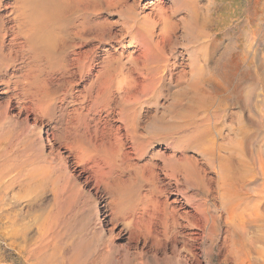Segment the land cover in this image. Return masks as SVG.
<instances>
[{"label": "rangeland", "instance_id": "rangeland-1", "mask_svg": "<svg viewBox=\"0 0 264 264\" xmlns=\"http://www.w3.org/2000/svg\"><path fill=\"white\" fill-rule=\"evenodd\" d=\"M162 1L165 5L167 4L168 10L179 8L178 4L180 5L179 0ZM9 2L12 4V0H0V18L4 20L6 18L7 25L10 24L12 17L11 8L8 6L11 5ZM74 3L69 7L70 10L67 14H63L60 20H55L50 24L54 28L59 26L68 28L67 24H70V28L73 24H79V20L83 22L88 27L87 33L90 35V39L86 41L83 48L92 49L99 44L100 47L108 49V54L104 55L108 58L105 59L106 57L103 56V60L107 61L104 68L103 64H98L97 57H95L99 52L95 54L94 51L90 54V59L88 58L91 65L88 63L87 72L79 73L74 69L72 76L66 75V78L64 76L60 78L59 76L48 77L46 73L58 68L60 60H62L61 62L69 60L70 50H78L77 48H68L64 52V54L67 52L68 57L62 58L64 54H59L61 47L57 44L56 47H53L55 51L53 48L51 50L53 55L45 56L39 52L38 58L35 59L28 58L26 55V58L9 61L8 67L2 66L4 58L2 59L0 56L2 60H0V87L5 79L11 82L13 79H18L19 76L20 80L23 79L22 77H24L23 80H26L25 75L29 74L27 79L33 80L32 77L36 75L38 80L37 78H35L36 81L33 80L36 87L42 85L44 88L42 87L43 90L40 88V93L43 96L46 93L47 96L52 97L53 103V108L44 109L46 107H41L40 109L31 103L28 95L25 99L21 94L14 96L13 91L10 96L8 95L11 99H8L0 94V145H2L0 146V184L2 183L0 185V264H78L79 262H81L79 264H264V0H197L200 7L199 12H201L197 21L201 25L197 22L195 26L189 18L184 23L181 21L183 24L180 22L185 14V10L181 9L178 12L179 15L170 18V21L177 22L176 29L174 27L171 31L174 33H170L171 36L168 35L170 38L168 36L164 38L158 36V39L155 37L164 50V54H162L167 59L166 61L169 60V68H172L171 77L166 74L165 77L158 78V82L155 81L154 85H151L152 89L149 87L151 90H146V94L141 96L139 95V88L143 91V86L140 85L142 78L138 76L137 70H132L135 65L133 59L138 51H135V46L129 43V37H124V34L121 37L122 31L119 22L113 23V20L119 21L118 13L115 10L106 9L104 3H101L104 8L98 7L95 9L96 12L88 8L92 6V3H90L91 5L87 4L88 7L80 6L81 2L76 6ZM128 3H131V0H128ZM98 6L100 5L98 4ZM153 6L147 5V8L139 11L138 17H141L142 14L148 15L150 11L152 12ZM83 11L86 12L83 13ZM36 19L38 20L37 15ZM158 27H156V33ZM100 30L101 32H99ZM115 32L119 35L113 38ZM92 35H97V39H93ZM105 36L110 38L106 39ZM119 40L123 41L119 42ZM75 42L78 40L75 39ZM198 51L204 53H198ZM195 55L197 61L201 58L204 67L202 74L194 75L195 73L189 72V63L195 58ZM190 56L193 58L190 59ZM32 63H36V65L33 66ZM124 63L125 65H123ZM138 63L141 62L138 61ZM24 64H28V66ZM35 66L38 67L34 72ZM123 66L127 68H123ZM6 67L8 68L7 71L4 70V68L7 69ZM128 67H131V70ZM99 68H103L104 72ZM123 71L131 74V78L134 77L133 79L136 80L135 85L137 86H132L136 91L132 88L130 91L128 85L123 82L122 77L125 73ZM20 72L21 74L24 73L23 76L19 74ZM191 77H195V80ZM196 77H200L199 80ZM44 80L46 84L45 82L39 84L43 83ZM47 83L52 85L48 86ZM100 84H102L101 88L108 86L103 90L97 87ZM88 89L91 90L88 91ZM124 92L125 94H123ZM133 92L135 95L138 93L140 96L138 97H142L141 100H138L139 98L135 100L134 94H131ZM126 95H131L133 98L129 97L130 99H128L125 97ZM99 98L103 100V103ZM110 99L114 101H112L113 103L110 102L114 113H109V115L106 114L108 112L106 105L107 100ZM125 99L127 102H124ZM24 100L25 103L18 106L17 101L24 102ZM144 100L145 103H143ZM132 102L134 103L132 104ZM123 107L124 109H122ZM127 108L131 109L132 115L137 114V119H135L137 126H135L137 135L140 133L138 140L129 134L127 135L124 130H118V128L123 127L120 118H118L120 110L127 111L129 110ZM33 110L34 114L36 113L35 116L32 113ZM190 110L194 111L191 113ZM26 113H29L28 116ZM83 120L85 122H82ZM104 120L107 121L106 124L105 122L102 123ZM79 121L82 122V126L80 124L81 129L89 127L88 130L97 128L108 131L107 137L104 139V142L107 143H104L107 151L117 148L120 149V153L123 151L128 153V157L133 160L129 159L130 163L128 160L127 162L131 165L133 163V166L137 168H131V171L128 172L125 170L122 179H126V176L131 172L130 175L135 176L132 182L135 185H131V189L133 190L136 185L137 187L140 185V194H146L149 198V201L147 199L145 204L141 203L138 207L147 206L148 209L154 210L158 216L165 211L170 224H172V220L175 221V231H181V238L177 234L179 239L176 241L174 239L167 241L161 239L159 244L153 245L152 240L145 243L142 237H138V232L137 236L132 235V240H127L124 236L128 234V231L119 236L120 229H123L124 224L122 220L117 222L114 232L110 234L109 229H107L108 226L102 224L105 212L109 213V208L104 207V204L109 200L110 190L102 189L103 191L100 190V192L96 190L92 179H85L88 177V170L83 168V163L79 161L80 156H77L78 153L71 147L72 143L62 134L65 133L61 130L62 127L66 126L68 130H72V124ZM64 122L66 123L64 124ZM96 122H100V124L95 125ZM197 123L198 125H195ZM111 124L114 128L111 127ZM107 126L110 128H106ZM115 138L117 140L121 138L119 139L121 142ZM125 138L127 142H125ZM133 139L135 142L137 141L136 143L145 146L142 156H133ZM164 139L166 140L164 141ZM84 140L81 139L80 145L87 148V140ZM172 143L179 145L176 146L177 149L172 147ZM180 145L184 148L181 149ZM87 149L89 150V147ZM185 156L186 159H184ZM167 157L172 158L168 160ZM176 160H181L180 162H183L186 168L190 165L188 171L196 167L195 174L196 176L198 174V178H195L196 184L182 178L180 172L179 174L176 173L177 183L165 175L166 172L162 169L164 162L165 164L170 163V168H173ZM189 160L191 162L194 160V162L190 164ZM149 163L153 165L152 169H155V173L158 174V178L155 180V183L158 180L157 185H155L158 187L156 190H153V185L149 179L151 168L147 166L142 168V165ZM3 171L7 174L4 175ZM141 174L146 175L144 176L145 182L142 177H139ZM228 174L230 178L232 177L231 186L226 183ZM126 185L127 183L121 186L124 188ZM121 186L118 189L114 186L113 188L117 191L123 189ZM127 187L129 186L127 185ZM229 187L236 188V198L231 201L233 203L236 201L233 205L235 208L231 210L234 219L230 220L225 211L227 206L225 193ZM128 191L131 190L128 188ZM183 193L192 198L189 196L190 200L185 201L183 197H187L183 196ZM115 194L117 195L116 192ZM174 198L177 201L171 202ZM240 212L245 214L243 226H239L240 222L237 218ZM160 226L158 221L154 223V228L158 231L161 230ZM41 235L42 237H40ZM44 243L45 245L42 246ZM58 246H61L62 249ZM47 249H51V252ZM58 253H61L60 256H57ZM48 258L49 260H47ZM58 259L62 263H59Z\"/></svg>", "mask_w": 264, "mask_h": 264}, {"label": "bare ground", "instance_id": "bare-ground-1", "mask_svg": "<svg viewBox=\"0 0 264 264\" xmlns=\"http://www.w3.org/2000/svg\"><path fill=\"white\" fill-rule=\"evenodd\" d=\"M180 2V5L178 4L179 8H170L168 10L169 7H166L165 3L162 1V0H148V1H145V0H131V3H128V0H12V4L11 5H8L10 8H11V13H12V17H11V21H10V24L7 25L6 24V18L5 20L3 18H0V56L2 57V59L4 58V62H6L5 65L4 62L2 63V66H7L8 67V62L9 61H15L17 59H23L26 55L28 58H31V59H35V58H38L37 55L39 52H41L43 55L45 56H49L50 54H52V48L53 47H56L57 45H59V47H61V50L59 53L60 55L64 54V52L68 49V48H77L78 50H70V58L69 60H63V62H61L62 60H60V63H59V66L58 68H56L54 71H51V72H48L46 73L48 75V77H53V76H59L60 77H65L66 75L67 76H72V71L74 69H76L77 72L79 73H85L88 71V68L87 66H89V64L91 65V63H89L88 61V58L90 57V54L94 51H95V54L96 52H99V54L95 55V57H97V60H98V64H103V68L106 66V62L105 60H103V56L104 55H107L108 54V49L107 48H102L99 46L96 45V49L93 47L92 49H84L83 46L86 44V41L88 39H90V35L89 33H87V31L89 30L87 26H85L83 24V22H81L79 20V24H73L70 28H69V25L70 24H67L68 25V28H63L61 26H59L58 28H54L52 27V23L51 22H54L55 20H60V17H62V15L64 14H67L69 7H71V5H73V3L75 4V6L77 4H79L81 2V5L80 6H85V7H88L87 4L91 5L90 3H92V6L88 7V8H91L92 10H95L97 9L98 7H102V8H106L108 10H115L117 13H118V16H119V21L117 20H113V23L114 24H117L119 22V25L121 26V37H123V34L125 35L124 37H129V43L133 46H135V51H138V53L136 54V57H134L133 59V62H135V65L134 67H132V70H137V73L138 76H141L142 78V83H140L141 86H143V91H141V88H139L140 90V93L139 95H144L146 94V90H151L152 86L151 85H154L155 81L156 83L158 82L157 79L158 78H163L165 77L166 74H168L169 76L172 74V68H169L170 64L168 63V61H166L167 59L164 57V53L162 50L163 48H161V46L159 45V41L157 40L158 36H160L161 38H164L166 36H171L170 33H174V32H171L172 29L177 25V22L175 21H170V18L174 17V16H177L179 15V11L182 10H185V14L183 16V18H181L180 22L182 21L183 23L186 22L189 19H191L192 23L194 24V26L196 25V23L198 22L197 21V17L198 15L201 13L199 12L200 10V7L197 3V0H179ZM172 2V0L170 1ZM101 3H104V7L101 6ZM178 3V2H177ZM98 4L100 6H98ZM174 4V3H173ZM173 4H172V7H173ZM147 5L151 6V5H154L153 8H152V12L150 11L149 14L147 15H143L141 17H138L140 12L139 11H142L144 10V8H147ZM175 5V4H174ZM177 7V5H176ZM182 7V8H180ZM7 8V7H6ZM73 9H76L73 7ZM90 10V9H88ZM87 11V10H86ZM86 11H83L86 12ZM91 11V10H90ZM73 12V10H72ZM96 12V10H95ZM10 13V14H11ZM91 13V12H90ZM205 13V11H204ZM71 14V12H70ZM81 14V13H80ZM206 14V13H205ZM3 15V14H2ZM36 15L38 16V20L36 19ZM74 15V14H73ZM79 15V14H78ZM82 15V14H81ZM88 15V13H87ZM69 16V15H68ZM89 16V15H88ZM4 17V16H2ZM7 17V16H6ZM65 17V16H64ZM63 17V18H64ZM87 17V16H86ZM181 17V16H180ZM179 17V18H180ZM74 18V17H73ZM76 18V17H75ZM85 18V17H84ZM67 19H70V18H67ZM79 19V18H78ZM103 19V18H102ZM63 20H66V19H63ZM62 20V21H63ZM77 20V19H76ZM82 20V19H81ZM67 21V20H66ZM85 21L86 18H85ZM179 21V20H178ZM75 22V21H74ZM106 22V21H105ZM112 22V20H111ZM181 22V23H182ZM51 23V24H50ZM67 23V22H66ZM73 23V22H72ZM85 23V22H84ZM89 23V22H88ZM92 23V22H90ZM182 23V24H183ZM199 23V22H198ZM50 24V25H49ZM93 24V23H92ZM192 24V25H193ZM55 25V24H54ZM53 25V26H54ZM96 25V24H95ZM111 25V24H110ZM199 25H201L199 23ZM159 26L158 28V32L156 33V27ZM198 26V25H197ZM97 27V26H95ZM119 27V26H118ZM177 27V26H176ZM175 27V29H176ZM196 28V27H195ZM198 28V27H197ZM179 29V27H178ZM109 30V29H108ZM111 30V28H110ZM120 30V29H119ZM101 32V30L99 31ZM104 33V32H103ZM106 34V32H105ZM108 35V34H107ZM119 35L115 32V34H113V38H116V36ZM102 36V35H101ZM112 36V35H111ZM168 36V37H169ZM93 39L98 37L97 35H92ZM109 37V36H108ZM107 37V38H108ZM155 37L157 39H155ZM106 38V36H105ZM106 38V39H107ZM110 38V37H109ZM170 38V37H169ZM75 39L78 40V42H75ZM97 39V38H96ZM101 39V38H100ZM122 39V38H121ZM160 39V38H159ZM99 40V39H98ZM123 40H119V42H121ZM102 42V41H101ZM105 42V41H104ZM112 42V41H111ZM164 42V40H163ZM168 43V42H167ZM57 44V45H56ZM163 44V43H162ZM161 44V45H162ZM56 45V46H55ZM164 45V44H163ZM208 46H209V43H208ZM112 48L114 46H111ZM200 48V47H199ZM54 49V48H53ZM197 50H198V47H197ZM55 51V49L53 50ZM195 51V50H194ZM201 51V50H200ZM198 51V53L200 52ZM59 52V51H58ZM181 52V51H180ZM196 52V51H195ZM194 52V53H195ZM40 53V54H41ZM67 53V52H66ZM66 53L64 54V57H66ZM122 53V52H121ZM163 53V54H162ZM200 53H204V52H200ZM196 54V53H195ZM210 54V53H209ZM53 55V54H52ZM120 55V54H119ZM132 55V54H131ZM130 55V57H131ZM135 55V54H134ZM166 55V53H165ZM197 55V54H196ZM196 55L194 56L195 58H193L192 56H190L193 60L189 63V67H190V70L189 72L191 73H195L194 75H198V74H202V72L204 71V67H203V64L201 63V58L198 59L197 61V57ZM204 55V54H203ZM206 55V54H205ZM110 56V55H109ZM0 57V58H1ZM55 57V56H54ZM57 57V56H56ZM68 57V56H67ZM106 57V56H104ZM120 57L122 58V56L120 55ZM129 57V56H128ZM129 57V58H130ZM133 57V56H132ZM26 58V57H25ZM44 59V57H42ZM51 58V57H50ZM61 58V57H59ZM108 57H106L105 59H107ZM128 58V59H129ZM68 59V58H67ZM90 59V58H89ZM123 59V58H122ZM205 59V58H204ZM1 60V59H0ZM26 60V59H25ZM39 60V59H38ZM110 60V59H109ZM127 60V58H126ZM131 60V58H130ZM175 60V59H174ZM2 61V60H1ZM0 61V62H1ZM23 61V60H22ZM33 61V60H32ZM43 61V60H42ZM52 61V60H51ZM128 61V60H127ZM132 61V60H131ZM141 62V63H138ZM203 61V60H202ZM21 62V61H20ZM26 62V61H25ZM24 62V63H25ZM37 62V61H36ZM41 62V61H40ZM44 62V61H43ZM57 62V61H56ZM100 62V63H99ZM111 62V61H110ZM119 62V61H118ZM129 62V61H128ZM173 62V61H172ZM205 62V61H204ZM27 63V62H26ZM89 63V64H88ZM130 63V62H129ZM208 63V62H207ZM29 64V62H28ZM28 64H24V65H27ZM33 66L36 65V63H32ZM45 64V63H44ZM50 64V62H49ZM110 64V63H109ZM109 64H107V66H110ZM116 64H117V61H116ZM119 64V63H118ZM174 64V62H173ZM202 64V65H201ZM11 65V64H10ZM9 65V66H10ZM22 65V64H21ZM40 65V63H39ZM47 65V64H46ZM93 65V64H92ZM112 65V63H111ZM125 65V63L123 64ZM32 66V65H31ZM32 66V67H33ZM43 66V65H42ZM55 66V65H54ZM119 67V65H116ZM132 66V65H131ZM6 67V68H7ZM14 67V66H13ZM25 67V66H24ZM30 67V66H29ZM28 67V68H29ZM38 67V66H35V68ZM40 67V66H39ZM47 67V66H46ZM101 67V66H100ZM117 67V68H118ZM126 67V66H125ZM123 66V68H125ZM185 67V66H184ZM1 68V67H0ZM17 68V67H16ZM31 68V67H30ZM44 68V66H43ZM50 68V67H49ZM48 68V69H49ZM103 68H99V69H102ZM116 68V67H115ZM116 68V69H117ZM121 68V67H120ZM119 68V69H120ZM122 68V69H123ZM127 68V67H126ZM131 68V67H130ZM128 67V69H130ZM176 68V67H175ZM183 68V67H182ZM19 69V68H17ZM27 69V68H26ZM46 69V68H45ZM106 69H109V67ZM111 69V68H110ZM115 69V70H116ZM5 71L8 70L4 68ZM37 70L34 69L33 71L35 72ZM89 70H90V67H89ZM131 70V69H130ZM97 71V70H96ZM109 71V70H108ZM111 71V70H110ZM122 71V70H121ZM128 71V70H127ZM4 72V71H3ZM9 72V71H8ZM16 72V71H15ZM27 72V71H26ZM25 72V73H26ZM31 72V71H30ZM44 72V71H43ZM99 72V71H98ZM104 72V70H103ZM107 72V71H106ZM126 73V71H123V73ZM130 72V71H128ZM175 72V71H174ZM184 72V71H183ZM13 73V72H12ZM111 74V72H109ZM117 73V72H116ZM124 73V74H125ZM132 73V72H131ZM6 74V73H5ZM21 74V72L19 73ZM24 74V73H22ZM21 74V75H22ZM31 74V73H30ZM33 74H36V73H33ZM40 74V73H39ZM43 74V73H42ZM97 74V73H96ZM95 74V75H96ZM120 74V73H119ZM122 77L123 78V82L126 83L125 85H128V88L129 90L132 88V86L134 87V85L136 84L135 83V79L131 78L132 76H130L129 74H125ZM186 74V73H185ZM10 75V74H9ZM16 75V74H15ZM29 74L25 75L26 76V80H23L24 77H22L23 79L20 80L19 76H18V79H11L13 77H11L10 79L12 80L11 82L7 79H5L0 87V94H2L1 96H5L6 98L8 99H11L9 98L10 94L13 93L14 91V96L16 94H21L23 96V98H27L28 96L30 97V101L31 103H33V105L35 104L36 106H38L40 109L41 107H46L44 109H48V108H53L52 107V97H49L47 96L46 99H45V95L43 96V94L40 93V88L42 89V85H38L36 87V83L33 81L35 80L36 75H34L32 77L33 80L31 79H27V76ZM32 75V74H31ZM38 75V74H37ZM76 75V74H74ZM80 75V74H79ZM88 75V74H87ZM116 75V74H115ZM167 75V76H168ZM184 75V73H183ZM191 75V74H190ZM23 76V75H22ZM30 76V75H29ZM46 76V75H45ZM98 76V75H97ZM100 76V75H99ZM98 76V77H99ZM117 76V75H116ZM168 76V77H169ZM39 77V76H38ZM42 77V76H41ZM103 77V76H102ZM115 77V76H114ZM171 77V76H170ZM181 77V75H180ZM206 77V76H205ZM3 78V76H2ZM66 78V77H65ZM74 78V77H73ZM112 78V77H111ZM195 80V77H191ZM200 77H196L197 80H199ZM57 79V77H56ZM70 79V78H69ZM109 79V78H108ZM118 80V77L116 78ZM38 80V78H37ZM50 80V79H49ZM80 80V79H79ZM122 81V79H120ZM119 80V81H120ZM191 80V79H190ZM36 81V80H35ZM48 81V80H47ZM62 81V80H61ZM92 81V80H91ZM94 81H96L94 79ZM165 81V80H164ZM1 82V81H0ZM39 83V81H37ZM41 82V81H40ZM45 80L43 81V83H39V84H44ZM49 82V81H48ZM69 82V81H68ZM97 82V81H96ZM100 82V81H99ZM98 82V84H99ZM117 84H118V81H116ZM139 82V81H138ZM148 82V83H146ZM95 83V82H94ZM101 83V82H100ZM193 83V82H192ZM198 83V82H197ZM46 84V82H45ZM48 84V83H47ZM56 84H57V81H56ZM96 84V83H95ZM123 84V83H122ZM121 84V85H122ZM149 84V85H148ZM164 84V83H163ZM50 84H48L49 86ZM52 85V84H51ZM50 85V86H51ZM54 85V84H53ZM94 85V84H93ZM102 84L100 85H97V87H100ZM120 85V84H119ZM124 85V86H125ZM139 85V86H140ZM34 86V89H32ZM91 85L89 84V87ZM108 86V85H106ZM105 86V87H106ZM116 86V85H115ZM137 85H135L136 87ZM157 86V85H156ZM47 87V86H46ZM45 87V88H46ZM88 87V88H89ZM104 87V88H105ZM113 87V86H112ZM118 87V86H117ZM151 89H150V88ZM160 87V85H159ZM198 87V86H196ZM44 88V87H43ZM48 88V87H47ZM52 88V87H51ZM57 88V87H56ZM92 88V87H91ZM101 88V87H100ZM99 88V89H100ZM104 88H101L104 90ZM127 88V87H126ZM192 88V87H191ZM49 89V88H48ZM58 89V88H57ZM94 89V88H93ZM98 89V88H97ZM109 89V88H107ZM114 89H117L116 87H114ZM113 89V90H114ZM136 89V88H135ZM203 89V88H202ZM43 90V89H42ZM51 90V89H50ZM61 90V89H60ZM71 90V89H70ZM85 90V89H84ZM91 90V89H88V91ZM96 90V88H95ZM127 90V89H126ZM132 90H134V88H132ZM197 90V89H196ZM195 90V91H196ZM17 91V92H16ZM47 91V90H46ZM55 91V89H54ZM100 91V90H99ZM120 91V90H119ZM118 91V92H119ZM125 91V90H123ZM131 91V90H130ZM136 91V90H134ZM138 91V90H137ZM42 92V91H41ZM45 92V91H44ZM49 92V91H48ZM56 92V91H55ZM87 92V91H86ZM97 92V91H96ZM95 92V93H96ZM104 92V91H103ZM155 92V91H154ZM43 93V92H42ZM59 93V92H58ZM63 93V92H62ZM94 93V94H95ZM102 93V92H101ZM128 93V92H127ZM126 93V94H127ZM135 92L131 93V94H134ZM148 93V92H147ZM50 94V93H49ZM54 94V93H52ZM60 94V93H59ZM81 94V93H80ZM78 94V95H80ZM87 94V93H86ZM93 94V95H94ZM105 94V93H104ZM125 94V92L123 93ZM151 94V93H150ZM207 94V93H206ZM9 95V96H8ZM28 95V96H27ZM76 95V94H75ZM97 95V94H96ZM101 95V94H100ZM115 95V94H114ZM117 95V93H116ZM138 95H135L133 97H135V100L138 99L140 96ZM13 96V95H12ZM20 96V95H19ZM51 96V95H50ZM57 96V95H56ZM59 96V95H58ZM139 96V97H138ZM146 96V95H145ZM144 96V97H145ZM149 96V95H147ZM152 96V95H151ZM18 97V96H17ZM54 97V96H53ZM92 96H90L91 98ZM98 97V95H97ZM105 97V95H104ZM117 97V96H116ZM119 97V95H118ZM123 97V96H122ZM120 97V98H122ZM125 97H128V99H130L129 97H132L131 95H126ZM132 97V98H133ZM2 98V97H1ZM19 98V97H18ZM63 98V97H62ZM96 98V97H95ZM94 98V99H95ZM102 98V97H101ZM100 101L102 102L103 100ZM131 98V100H132ZM142 98V97H141ZM141 98H139L138 100H141ZM15 99V97H14ZM17 99V98H16ZM92 99V98H91ZM115 99V98H114ZM22 100V99H21ZM90 100V99H89ZM118 100H120L118 98ZM127 99L124 100V102L126 101ZM134 100V101H135ZM145 100H147L145 98ZM144 100L143 103H145L146 101ZM196 100V99H195ZM4 101V100H2ZM29 101V102H30ZM58 101V100H57ZM93 101V100H92ZM96 101H98L96 99ZM113 100L110 99V100H107V109L108 112H106V114L108 113H114V109H113V106L111 107V103ZM148 101V100H147ZM201 101V100H199ZM10 102V100H9ZM91 102V101H90ZM114 102V101H113ZM112 102V103H113ZM127 102V101H126ZM140 102V101H139ZM18 103V106H22L23 103H25V100L24 102L22 101H17ZM103 103V102H102ZM101 103V105H102ZM105 103H106V100H105ZM134 102H132L133 104ZM136 103V102H135ZM3 104V103H2ZM29 104V103H28ZM27 104V105H28ZM117 104H120L117 102ZM131 104V105H132ZM207 104V103H206ZM15 105V104H14ZM31 105V104H29ZM32 105V106H33ZM100 105V104H99ZM104 105V104H103ZM17 106V105H15ZM31 106V107H32ZM96 107V104L94 105ZM93 106V108H94ZM98 106V105H97ZM105 106V107H106ZM120 106V105H119ZM127 106V104H126ZM129 106V105H128ZM55 107V106H54ZM64 107V106H63ZM118 107V106H117ZM122 107V106H121ZM120 107V108H121ZM125 107V106H124ZM124 107L122 109H124ZM141 107V106H140ZM4 108V107H3ZM22 108V107H21ZM25 108V107H24ZM23 108V109H24ZM36 108V107H35ZM100 108H103V107H100ZM130 108V106H129ZM127 108V109H129ZM132 108V107H131ZM135 108V106H134ZM18 109V108H17ZM22 109V110H23ZM61 109V108H59ZM63 109V108H62ZM91 109V108H90ZM105 109V108H104ZM103 109V110H104ZM120 110V113H119V117L120 118V123L123 124V127L121 128H118L119 129H122L125 131V133H127V135L129 134V136H132L133 138H138L139 137V134L137 135V128H136V124H135V119H137V114H133L132 115V111L131 109L129 110ZM136 109V108H135ZM215 109V108H214ZM5 110V109H4ZM21 110V109H20ZM29 110V109H28ZM58 110V109H57ZM56 110V111H57ZM66 110V108H65ZM78 110V109H77ZM76 110V111H77ZM93 110V109H92ZM98 110V108H97ZM119 110V108H118ZM117 110V111H118ZM139 110V109H138ZM200 110V109H199ZM216 110V109H215ZM19 111V110H18ZM17 111V112H18ZM25 111V110H24ZM45 112V110H43ZM54 111V110H53ZM81 111V110H80ZM79 111V112H80ZM142 111V110H141ZM140 111V112H141ZM191 111H194V110H190ZM21 112V111H20ZM23 112V111H22ZM51 112V111H50ZM65 112V111H63ZM74 112V110H73ZM82 112V111H81ZM84 112V111H83ZM135 112V110H134ZM139 112V111H138ZM196 112V110H195ZM32 113L34 114V110L32 111ZM47 113V112H45ZM87 113V112H86ZM102 113V112H101ZM100 113V114H101ZM104 113V112H103ZM192 113V112H191ZM27 114V113H26ZM25 114V115H26ZM29 114V113H28ZM27 114V116H28ZM36 114V113H35ZM34 114V116H35ZM59 114V112H58ZM75 114H78V113H75ZM97 114V113H96ZM109 114V115H110ZM118 114V112H117ZM139 114V113H138ZM196 114V113H195ZM54 115V113H53ZM64 115V114H63ZM68 115V114H67ZM81 115V113H80ZM86 115V114H85ZM84 115V116H85ZM104 115V114H103ZM113 115V114H112ZM111 115V117H112ZM26 116V117H27ZM52 116V114H51ZM62 116V115H61ZM108 117V115H105ZM139 116V115H138ZM227 116V115H226ZM75 117V116H74ZM87 117V116H86ZM85 117V118H86ZM98 117V116H97ZM104 117V116H103ZM115 117V116H114ZM193 117V116H192ZM232 117V116H231ZM241 117V116H240ZM83 118V117H82ZM139 118V117H138ZM191 118V117H190ZM209 118V117H208ZM226 118V117H225ZM242 118V117H241ZM26 119V118H25ZM69 119V118H68ZM81 119V117H80ZM88 119V118H87ZM100 119V118H99ZM103 119V118H102ZM105 119V118H104ZM110 119V118H108ZM145 119V118H144ZM194 119V118H193ZM192 119V120H193ZM220 119V118H219ZM33 120H34V117H33ZM89 120V119H88ZM107 120V119H105ZM102 121L103 122H105ZM188 120V119H187ZM187 120H184V121H187ZM207 120V119H206ZM109 121V120H108ZM191 121V120H189ZM197 121V120H196ZM51 122V121H50ZM69 122V121H68ZM82 122H85L84 120ZM82 122L80 123L79 122H76V123H73L72 124V130H68V127H62V131H64L65 133H62L63 135L66 136V139H68L71 143H72V148H74V150L78 153L77 156H80V160L82 163H83V168L88 170V177L85 178V179H92L94 184H95V188L96 190L100 191L102 189H106V190H110V197H109V200L106 202V204H104V207H108L109 208V213H106L105 212V215L103 217V221H102V224L105 225V226H108L107 229H109V232L110 234H112L114 232V228L116 227L115 225L117 224L118 221L122 220L124 221V224H123V229L121 230L120 228V232H119V236L122 235V234H125V232L128 231V234L124 236L125 239L127 240H132V235H135L139 232V235L138 237H142L146 243V241L148 240H152L151 243H153V245H156V244H159L160 241H162L161 239L167 241V240H171V239H174L175 241L179 238H177V234L180 235V238H181V231L179 232H176L175 231V226L176 223L174 220H172V224H170L169 220H168V216L166 215V212L164 211V213H162L160 216L157 215V213H155L154 210H151V209H148L147 206L144 207V205L142 207H138L139 205H141V203L145 204L146 203V200L148 199L149 201V198H148V195H141L140 194V185L137 187H134V189L132 190L131 189V185H135L133 184V178H135V176L133 177L131 172H129L130 174H128V176H126L127 178L126 179H122L124 173H125V170L128 172L129 170L131 171V168L132 169H136L137 167L136 166H133L134 164L130 163L129 161V155L128 153L126 152H121L120 153V149H117V148H114L112 150L109 149V151H107L106 149V146L104 143V139L107 137V133L108 131L105 129L104 130H98L97 128H94L93 130H88L89 127H83V129H81L80 127V124L82 126ZM107 122V121H106ZM105 122V124H106ZM112 122V121H111ZM110 122V123H111ZM137 122V121H136ZM54 123V122H53ZM66 122H64L65 124ZM78 123V124H77ZM88 123V122H87ZM138 123V122H137ZM225 123V122H224ZM59 124V123H57ZM84 124V123H83ZM94 124V123H93ZM97 124H100V122H96L95 125ZM219 124V123H218ZM222 124V123H221ZM91 124H89L90 126ZM136 125V126H135ZM195 125H198L195 124ZM205 125V124H204ZM246 125V124H245ZM110 126V125H109ZM200 126V125H199ZM202 126V125H201ZM91 127V126H90ZM102 127V126H101ZM104 127V126H103ZM111 127H112V124H111ZM118 127V126H117ZM108 128V126L106 127ZM110 128V127H109ZM108 128V129H109ZM114 128V127H112ZM111 128V130H112ZM110 130V131H111ZM121 130V131H122ZM180 130V129H179ZM203 130V129H201ZM186 131V130H185ZM212 131V130H211ZM113 132V131H112ZM120 132V131H119ZM141 132V131H140ZM208 132V131H207ZM213 132V131H212ZM116 133V131H115ZM118 133V132H117ZM186 133H188L186 131ZM228 133V132H227ZM247 133V132H246ZM50 134V133H49ZM57 134V133H56ZM112 134V133H111ZM178 134V133H177ZM191 134V133H190ZM244 134V133H243ZM55 135V134H54ZM110 135V133H109ZM113 135V134H112ZM116 135V134H115ZM125 135V134H124ZM123 135V136H124ZM167 135V134H166ZM165 135V136H166ZM241 135V134H240ZM111 136V135H110ZM117 136V135H116ZM115 136V137H116ZM120 136V135H119ZM146 136V135H145ZM157 136V135H156ZM154 136V137H156ZM186 136V135H185ZM220 136V135H219ZM218 136V137H219ZM153 138V136H151ZM161 137V136H160ZM163 137V136H162ZM179 137V136H178ZM181 137V136H180ZM192 137V136H191ZM238 137V136H237ZM113 138V137H112ZM111 138V139H112ZM194 138V137H193ZM215 138V137H214ZM48 139V138H47ZM81 139H85L87 140L86 142L88 143L87 144V148L89 147V150L87 148H84L80 145V142H81ZM110 139V138H108ZM107 139V140H108ZM116 139V138H115ZM121 138H118L117 141L121 142V140H119ZM126 139V138H125ZM131 140V138H129ZM140 139V138H139ZM154 139V138H153ZM158 139V138H157ZM228 139V138H227ZM231 139V138H230ZM2 140V139H1ZM84 140V141H85ZM113 140V139H112ZM111 140V141H112ZM138 140V139H137ZM156 140V139H155ZM166 139H164L165 141ZM214 140V139H213ZM129 141V140H128ZM206 141V140H205ZM114 142V141H113ZM125 142H127V139L125 140ZM130 142V141H129ZM137 142V141H136ZM133 139V156H136V155H141L142 152L144 151L145 149V146L143 145H140L138 143H136ZM176 143V141H174ZM182 142V141H180ZM236 142V141H235ZM234 142V143H235ZM1 143V142H0ZM78 143V144H77ZM83 143V142H82ZM148 143V141H147ZM146 143V144H147ZM205 143V142H204ZM238 143V142H237ZM236 143V144H237ZM107 144V143H106ZM122 144V143H121ZM183 144V143H182ZM214 144V143H213ZM118 145V144H117ZM233 145V144H232ZM235 145V144H234ZM233 145V146H234ZM243 145V144H242ZM2 146V145H0ZM113 146V145H112ZM115 146V145H114ZM113 146V147H114ZM123 146V145H121ZM176 146L178 147L179 145H173L172 143V147L173 148H176ZM185 146V145H184ZM207 146V145H206ZM211 146V145H210ZM209 146V147H210ZM111 147V146H110ZM112 147V148H113ZM116 147V146H115ZM118 147V146H117ZM183 147V146H182ZM181 145H180V148L182 149ZM196 147V146H195ZM214 147V146H213ZM239 147H241L239 145ZM66 148V147H65ZM68 148V147H67ZM66 148V149H67ZM125 148V147H124ZM178 148V149H180ZM184 148V147H183ZM205 148V147H204ZM1 149V148H0ZM18 149V148H17ZM16 149V150H17ZM177 149V148H176ZM175 149V150H176ZM198 149V147H197ZM200 149V148H199ZM211 149V148H210ZM221 149H224V148H221ZM246 149V148H245ZM131 150V149H130ZM206 149H204L205 151ZM243 150V149H242ZM128 151V150H127ZM201 151V150H200ZM232 151V150H231ZM154 152V151H153ZM174 152V151H173ZM181 152V151H180ZM206 152V151H205ZM219 152V151H218ZM19 153V152H18ZM73 153V152H72ZM175 153V152H174ZM71 154V153H70ZM76 154V153H75ZM202 154V153H201ZM235 154V153H234ZM233 154V155H234ZM13 155L14 152H13ZM17 155V153H16ZM74 155V154H73ZM72 155V157H73ZM207 155V154H206ZM222 155V154H221ZM19 156V154H18ZM76 156V157H77ZM132 156V157H133ZM142 156V155H141ZM13 157V156H12ZM131 157V156H130ZM155 157V156H154ZM175 157V156H174ZM229 157V156H228ZM140 158V156H139ZM172 157H167L168 160H170ZM180 158V157H179ZM210 158V157H209ZM214 158V157H213ZM234 158V157H233ZM244 158V157H243ZM176 159V158H175ZM186 159V156L185 158ZM211 159V158H210ZM78 160V159H77ZM127 160L129 161V163L127 162ZM130 160H133V159H130ZM166 161V159H164ZM212 160V159H211ZM227 160V159H225ZM231 160V159H229ZM152 161V160H151ZM181 160H176L174 163L175 165H173L174 167L173 168H170V163H166L164 162V165L162 167L163 170H165V175L167 177H169L171 180H173L175 183H177V178H176V175L179 174L180 172V176L182 178H185L186 180L190 181V182H196V174L195 172L197 171L196 170V167L191 170V171H188V165L187 168L186 166L184 165L183 162H180ZM22 162V161H20ZM171 162V161H169ZM189 162H191L189 160ZM194 162V160L190 163L192 164ZM19 163V162H18ZM152 163V162H151ZM206 163V162H205ZM225 163V162H224ZM244 163V162H243ZM7 164V163H6ZM21 164V163H20ZM172 164V163H171ZM228 164V163H227ZM3 165V164H2ZM1 165V166H2ZM196 165V164H195ZM194 165V166H195ZM226 165V164H225ZM224 165V166H225ZM228 165H232L231 163L228 164ZM143 166H147L149 168H151L150 172H149V179L153 185V190H156L158 187L155 186L157 185L155 183V180L158 178V174L157 172L155 173V169H152L153 168V165L152 164H146V165H142V168ZM221 166V165H220ZM11 167V166H10ZM228 167V166H226ZM231 167V166H230ZM2 168V167H1ZM12 168V167H11ZM223 168V167H222ZM171 169V170H170ZM189 169H191L189 167ZM228 170V168H226ZM3 170V169H1ZM7 170V169H6ZM141 170V169H140ZM146 170V169H144ZM157 170V169H156ZM82 171V170H81ZM137 171V170H136ZM203 171V170H202ZM246 171V169H245ZM85 172V170H84ZM133 172V171H132ZM142 172V171H140ZM139 172V173H140ZM227 172H230V171H227ZM4 173V171H3ZM143 173V172H142ZM177 173V174H176ZM199 173V172H198ZM235 173V172H234ZM7 174V173H6ZM4 173V175H6ZM43 174V173H42ZM202 174V173H201ZM230 174V173H229ZM228 174L227 178V184L228 186H231V181H232V177L230 178V175ZM2 175V174H1ZM238 175V174H237ZM17 176V174H16ZM137 176V175H136ZM144 176L146 175H143L141 174V176L139 177H142L143 180H144ZM233 176V175H232ZM235 176V174H234ZM246 176V175H245ZM3 178V176H2ZM198 178V177H197ZM205 178V177H204ZM218 178V177H217ZM12 179V178H11ZM184 179V180H185ZM216 179V178H215ZM21 180V179H20ZM138 180V178H137ZM209 180V179H208ZM211 180V179H210ZM247 180V179H246ZM2 181V180H1ZM88 181V180H87ZM213 181V180H212ZM138 182V181H137ZM136 182V183H137ZM143 182V181H142ZM145 182V180H144ZM169 182V181H168ZM188 182V183H190ZM126 184L129 186L127 187H122L121 185L123 184ZM141 183V182H140ZM155 183V184H154ZM193 183V184H194ZM225 183V185H226ZM2 184V183H1ZM0 184V185H1ZM196 184V183H195ZM113 186L115 188H120L119 186H121L123 189H119L117 191L114 190ZM178 186V185H177ZM196 186V185H195ZM93 187V186H91ZM217 187V186H216ZM94 188V189H95ZM128 188L131 190V191H128ZM168 188V187H167ZM234 187H229V190H227V192L225 193L226 194V197H227V201L225 203H227V206L225 208V211L226 213L229 215L226 216L230 219H234L233 216L231 215V210L234 209L235 207L233 206L235 204L236 201L231 202L232 199L236 198V192H235V189H233ZM165 189V188H164ZM225 189V188H224ZM113 190V191H112ZM142 190V189H141ZM149 190V189H148ZM166 190V189H165ZM165 190H164V193H165ZM176 190V189H175ZM184 190V189H183ZM103 191V190H102ZM207 191V190H206ZM216 191V190H214ZM101 192V191H100ZM115 192L117 193V195L115 194ZM172 192V191H171ZM177 192V190H176ZM182 192V190H181ZM222 192V191H221ZM153 193V192H152ZM223 193V192H222ZM99 194V193H98ZM101 194V193H100ZM162 194V193H161ZM184 194V193H183ZM96 195V194H95ZM107 195V194H106ZM180 195V194H179ZM188 195V194H187ZM52 196V195H51ZM102 196V195H101ZM182 196V195H181ZM183 196H186L185 194ZM190 196V195H189ZM186 196L187 198L183 197L185 201H187V199L189 198H192L191 196ZM193 196V195H192ZM224 196V195H223ZM247 196V195H246ZM100 197V196H99ZM176 197V196H175ZM189 197V198H188ZM152 198V197H151ZM106 200V199H105ZM190 200V199H189ZM188 200V201H189ZM151 201V200H150ZM177 201L175 198L171 201V202H175ZM192 201V200H191ZM190 201V202H191ZM169 202V203H171ZM152 204V202H149ZM189 204V203H188ZM220 204V203H219ZM221 204L223 205V203L221 202ZM239 204V203H238ZM168 205V204H167ZM175 205V204H174ZM196 205V204H195ZM103 206V205H102ZM151 206V205H149ZM155 206V205H154ZM199 206V205H198ZM201 207V205H200ZM225 207V206H223ZM222 207V208H223ZM155 208V207H154ZM107 210V209H106ZM151 210V211H150ZM164 210V209H162ZM173 210V209H172ZM179 210V209H178ZM199 210V209H198ZM203 210V209H201ZM104 211V210H103ZM200 211V210H199ZM215 211V210H214ZM176 213V212H175ZM171 214V213H170ZM188 214V213H187ZM226 214V215H227ZM181 215V214H180ZM206 215V214H205ZM162 216V217H161ZM188 216V215H187ZM201 216V215H200ZM204 217V216H203ZM225 217V218H226ZM244 217H245V214L243 212H240L238 214V219L240 222L239 226H243L244 224ZM224 218V219H225ZM236 218V219H237ZM237 219V220H238ZM186 220V219H185ZM188 220V219H187ZM213 220V219H212ZM227 220V219H226ZM100 221V220H99ZM159 222L161 224V230L158 231L157 229L154 228V223L155 222ZM214 221V220H213ZM142 222V223H141ZM211 222V221H210ZM235 222V221H234ZM237 222V223H238ZM121 223V222H120ZM47 224V223H46ZM157 224V223H156ZM191 224V223H190ZM193 224V223H192ZM51 225V224H50ZM122 225V224H121ZM180 225V224H179ZM47 226V225H46ZM201 226V225H200ZM195 227V226H194ZM197 227V226H196ZM211 227V226H210ZM51 228V227H50ZM56 228V227H55ZM192 228V226H191ZM216 228V227H215ZM39 229V228H38ZM41 229V228H40ZM180 229V228H179ZM48 230V229H47ZM228 230V229H227ZM240 230V229H239ZM45 231V230H44ZM201 231V230H200ZM241 231V230H240ZM242 232V231H241ZM245 232V231H243ZM49 233V232H48ZM141 233V234H140ZM207 233V232H206ZM230 233V232H229ZM46 234V233H45ZM234 234V233H233ZM44 235V234H43ZM49 235V234H47ZM54 235V234H53ZM115 235V234H114ZM136 235V236H137ZM39 236V235H38ZM56 236V235H55ZM42 237V235L40 236ZM47 237V236H46ZM62 237V236H60ZM137 237V238H138ZM232 237V236H231ZM241 237V236H240ZM44 238V237H43ZM54 238V237H53ZM227 238V237H226ZM230 238V237H229ZM57 239V237H56ZM54 239V240H56ZM63 239V238H62ZM134 239V238H133ZM142 239V240H143ZM231 239V238H230ZM242 239V238H240ZM53 240V241H54ZM135 240V239H134ZM139 240V239H138ZM43 241V240H42ZM234 241V240H233ZM239 241V240H238ZM64 242V241H63ZM131 242V241H129ZM143 242V241H142ZM185 242V241H184ZM43 243V242H42ZM46 243V241H45ZM45 243L42 245L44 246ZM53 243V242H52ZM58 243V242H57ZM60 243V242H59ZM67 243V242H66ZM176 243V242H175ZM174 243V244H175ZM244 243V242H243ZM51 244V242H50ZM64 244V243H62ZM130 244V243H129ZM38 245V244H37ZM40 245V244H39ZM49 245V244H48ZM61 245V244H60ZM133 245V244H132ZM166 245V244H164ZM54 246V245H52ZM62 246V245H61ZM61 246H58V247H61ZM130 246V245H128ZM245 246V245H244ZM32 247V246H31ZM39 247V246H38ZM174 247V245H173ZM44 248V247H43ZM51 248V247H50ZM67 248V247H66ZM243 248V247H241ZM53 249V248H52ZM62 249V247H61ZM244 249V248H243ZM35 250V249H33ZM41 250V249H40ZM46 250V249H45ZM49 250V249H47ZM57 250V248H56ZM78 250V249H77ZM82 250V249H81ZM153 250V249H152ZM55 251V250H54ZM53 251V252H54ZM59 251V250H58ZM57 251V252H58ZM61 251V250H60ZM30 252V251H29ZM39 252V251H38ZM37 252V253H38ZM49 252H51V249L49 250ZM41 253V252H40ZM47 253V252H46ZM55 253V252H54ZM84 253V251H83ZM51 254V253H49ZM48 254V255H49ZM59 254V253H58ZM61 254V253H60ZM57 255V256H60ZM78 254V253H77ZM82 254V253H81ZM45 255V254H44ZM54 255V254H52ZM35 256V255H34ZM42 256V255H40ZM39 256V257H40ZM63 256V255H62ZM80 256V255H79ZM53 257V256H52ZM46 258V257H45ZM62 258V257H61ZM66 258V257H65ZM74 258V257H73ZM80 258V257H79ZM44 259V258H43ZM63 259V258H62ZM49 260V258L47 259ZM53 260V258H52ZM78 260V259H77ZM83 260V259H82ZM38 261V260H37ZM55 261V260H54ZM59 261V259H58ZM56 261V262H58ZM73 261V260H72ZM80 261V260H78ZM77 261V263H78ZM84 261V260H83ZM48 262V261H47ZM46 262V263H47ZM50 262H51V259H50ZM55 262V263H56ZM61 261H59L60 263ZM65 262V261H64ZM63 262V263H64ZM76 262V261H75ZM49 263V262H48ZM62 263V262H61ZM81 263V262H79ZM78 263V264H79ZM42 264V263H41ZM58 264V263H57ZM70 264V263H69ZM84 264V263H83Z\"/></svg>", "mask_w": 264, "mask_h": 264}]
</instances>
